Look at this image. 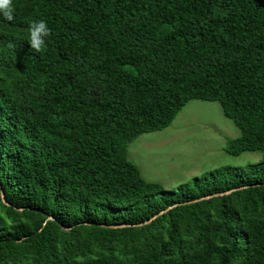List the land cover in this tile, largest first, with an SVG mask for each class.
I'll list each match as a JSON object with an SVG mask.
<instances>
[{
	"label": "trees",
	"instance_id": "trees-1",
	"mask_svg": "<svg viewBox=\"0 0 264 264\" xmlns=\"http://www.w3.org/2000/svg\"><path fill=\"white\" fill-rule=\"evenodd\" d=\"M14 4L0 21V264H264V161L170 191L127 157L191 100L239 130L226 153L264 157V0ZM38 19L51 33L35 52Z\"/></svg>",
	"mask_w": 264,
	"mask_h": 264
},
{
	"label": "rangeland",
	"instance_id": "rangeland-1",
	"mask_svg": "<svg viewBox=\"0 0 264 264\" xmlns=\"http://www.w3.org/2000/svg\"><path fill=\"white\" fill-rule=\"evenodd\" d=\"M238 135L239 130L217 102L191 100L169 127L142 133L131 141L127 157L146 181L172 191L211 170L263 162L257 152L234 156L224 151L226 141Z\"/></svg>",
	"mask_w": 264,
	"mask_h": 264
},
{
	"label": "clouds",
	"instance_id": "clouds-1",
	"mask_svg": "<svg viewBox=\"0 0 264 264\" xmlns=\"http://www.w3.org/2000/svg\"><path fill=\"white\" fill-rule=\"evenodd\" d=\"M16 7L14 0H0V21L11 22L15 19ZM51 29L47 26L45 19L34 20L29 23L27 29V43L30 49L39 52L46 46L47 38L50 36ZM7 48L15 49L13 41H8Z\"/></svg>",
	"mask_w": 264,
	"mask_h": 264
},
{
	"label": "water",
	"instance_id": "water-1",
	"mask_svg": "<svg viewBox=\"0 0 264 264\" xmlns=\"http://www.w3.org/2000/svg\"><path fill=\"white\" fill-rule=\"evenodd\" d=\"M244 187H245V186L238 187V188H234V189H231V190L226 191V192L214 193V194H211L210 196L207 195V196H205V197H201V198L195 199V200H193V201H198V200H201V199H207V197L209 198V197H212V196H217V195L226 194V193H228V192H231V191H234V190H237V189H241V188H244ZM0 195H1V200H2V202H3L4 204H6V205H9V204L6 202L5 198H4V192H3V191L0 192ZM190 202H191V201H190ZM186 203H189V202L185 201V202L175 203V204L169 206L168 208H166V209L160 211L158 214L152 216V217L149 218L148 220H146V221H144V222H141V223H139V224H136V225H144V224H147V223L151 222L153 219H155L159 214L164 213L165 211H167V210L173 208L174 206L181 205V204H186ZM18 210H21V209H18ZM47 219H52V218H51V217H48ZM47 219H46V220H47ZM104 226H108V227H110V228H117V227H122V226H127V225H104ZM65 229H68V228H65Z\"/></svg>",
	"mask_w": 264,
	"mask_h": 264
}]
</instances>
